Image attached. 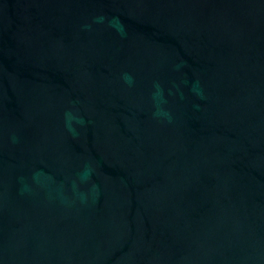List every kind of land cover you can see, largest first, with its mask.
<instances>
[{"label": "water", "instance_id": "water-1", "mask_svg": "<svg viewBox=\"0 0 264 264\" xmlns=\"http://www.w3.org/2000/svg\"><path fill=\"white\" fill-rule=\"evenodd\" d=\"M0 264H264V0H0Z\"/></svg>", "mask_w": 264, "mask_h": 264}]
</instances>
